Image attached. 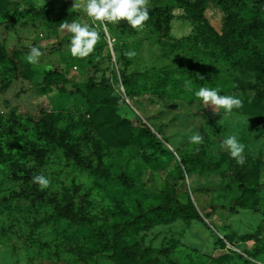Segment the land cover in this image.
Returning <instances> with one entry per match:
<instances>
[{
  "label": "rangeland",
  "instance_id": "obj_1",
  "mask_svg": "<svg viewBox=\"0 0 264 264\" xmlns=\"http://www.w3.org/2000/svg\"><path fill=\"white\" fill-rule=\"evenodd\" d=\"M244 4L149 0L143 30L97 23L100 41L80 59L72 34L46 23L59 8L91 24L86 0H0V116L30 135L42 118L65 144L48 147L38 170L50 180L43 196L0 181V264H133L103 248L115 225L126 226L132 251L167 248L160 264H264V3ZM33 45L43 55L29 64ZM200 87L243 105L215 113L195 97ZM233 134L242 165L222 147ZM166 193L196 213L159 209Z\"/></svg>",
  "mask_w": 264,
  "mask_h": 264
},
{
  "label": "trees",
  "instance_id": "obj_2",
  "mask_svg": "<svg viewBox=\"0 0 264 264\" xmlns=\"http://www.w3.org/2000/svg\"><path fill=\"white\" fill-rule=\"evenodd\" d=\"M221 2H223L224 6L227 8L231 6H245L244 0H221ZM263 3V0H253L254 9L261 8ZM192 6L200 26L206 29V32H211L212 29L203 16L199 3L195 2ZM31 12L41 14L40 10L36 12L31 10ZM48 13L49 21H47L46 27L49 29L59 27L61 23H71L77 18L76 12L63 11L59 8H50L48 9ZM219 39H224V36L220 35ZM56 81L57 80L54 79L53 81L45 79L43 84ZM26 129H28V127H24L22 123L17 122L16 118L12 115H9L5 122L4 118L0 116V181L9 179L11 182L16 181L21 183L24 192L31 195L33 198L34 195L35 197L44 195V192L39 189V185L33 183V177L37 176L38 170L46 165V157L50 152L48 151V147H51V150H57L58 148H65V144L63 142V134L54 132L52 127L42 118L35 122L32 128L34 129L33 135L28 134ZM143 132L150 139L155 140V136L145 125L143 127ZM28 159L33 160L36 164L34 168H26L27 165L25 160ZM55 207L58 208L57 205ZM63 208L64 209H58L59 213H61L64 218L73 221L74 219L69 212L70 210L67 207ZM158 208L162 210H164V208H170L182 214L196 213V209L192 203H181L177 200L176 196H171L168 193L164 195V202L160 204ZM126 232L127 228L125 225H115L112 229L108 244L104 242L103 248L106 250L109 249L111 254L115 257L130 258L133 264H138L139 258H144L145 264H160V255H165L168 251L167 248L157 251L150 248L138 250L139 246L137 247V244H134L135 249L132 251L129 246L125 243L123 244V236ZM99 235H102V233H99ZM156 253H158L159 256H157Z\"/></svg>",
  "mask_w": 264,
  "mask_h": 264
},
{
  "label": "clouds",
  "instance_id": "obj_3",
  "mask_svg": "<svg viewBox=\"0 0 264 264\" xmlns=\"http://www.w3.org/2000/svg\"><path fill=\"white\" fill-rule=\"evenodd\" d=\"M149 0H86L83 8L84 13L92 21L91 24L73 21L71 23H61V29H67L72 35L69 42V51L71 56L76 58H87L90 56L98 42L100 41V32L96 29L97 23L107 28V24H118L126 21L134 30L141 31L145 22L149 20ZM43 55L36 46H30L27 61L29 64H36ZM133 55V53H129ZM195 97L202 101L206 106H214L223 109L226 113H231L233 109L242 107L243 102L235 95H221L216 88L200 87L194 92ZM191 142L202 143L203 137L199 134L191 136ZM222 147L227 148L230 156L238 164H244L245 145L233 134L225 137L222 141ZM33 183L40 186L41 189L50 185V180L43 176L33 177Z\"/></svg>",
  "mask_w": 264,
  "mask_h": 264
}]
</instances>
